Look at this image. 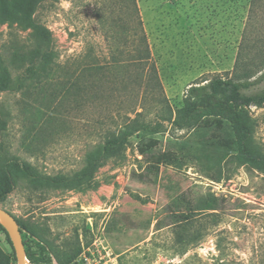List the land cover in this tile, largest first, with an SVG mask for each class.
I'll list each match as a JSON object with an SVG mask.
<instances>
[{"label": "rangeland", "instance_id": "374dc122", "mask_svg": "<svg viewBox=\"0 0 264 264\" xmlns=\"http://www.w3.org/2000/svg\"><path fill=\"white\" fill-rule=\"evenodd\" d=\"M32 22L52 52L26 70ZM248 26L257 62L264 0H2L0 162L44 176L12 166L0 204L28 226V264H76L82 241L104 246L105 264H264V106L245 109L241 128L186 100L193 84L234 77ZM127 130L93 169L99 146ZM0 264H18L1 230Z\"/></svg>", "mask_w": 264, "mask_h": 264}, {"label": "trees", "instance_id": "16d2710c", "mask_svg": "<svg viewBox=\"0 0 264 264\" xmlns=\"http://www.w3.org/2000/svg\"><path fill=\"white\" fill-rule=\"evenodd\" d=\"M1 4L2 0H0V12ZM135 8L138 11V8ZM137 14L140 20V15L139 13ZM30 26L34 30L37 49L36 55L29 57L28 65H25L26 70H31V68L35 66L46 65L47 61L51 59L50 55L52 52L51 46H49L48 40L46 41L44 36V34H48L46 27L37 22H32ZM249 32L248 26L236 58L234 77L224 78L215 76L204 83L193 84L188 87L186 100L192 104L190 107L191 111L200 108H220L229 112L234 122L242 128L243 111L248 109L251 105L257 107L264 106V88H258V84L264 81V57L257 62L252 58L254 57L252 56L254 48L249 41ZM256 46L257 45H255V50ZM256 52L257 55L264 53V49H258ZM55 53H57V51L54 49V56ZM139 54L143 55L144 53ZM26 79L27 76L24 75L18 77V85L22 86ZM130 135L131 131L127 130L114 133L108 137L92 156L93 169H97L103 160L113 157L116 153L124 149ZM156 143V141H149L146 147L140 146V152L142 154L145 153L147 148L155 146ZM12 166L20 169L23 174L27 175L33 181H39L44 178L31 163L23 161L19 157L5 156L4 160L0 162V204L14 186L12 182ZM17 221L23 233L28 226L19 219H17ZM0 230L7 233L1 223ZM30 230L34 229L30 228ZM23 240L26 247L27 258L32 262L34 259L33 253L28 247L25 238H23ZM81 249V245L78 244L74 251L67 257V261H73L79 255Z\"/></svg>", "mask_w": 264, "mask_h": 264}, {"label": "water", "instance_id": "95a60500", "mask_svg": "<svg viewBox=\"0 0 264 264\" xmlns=\"http://www.w3.org/2000/svg\"><path fill=\"white\" fill-rule=\"evenodd\" d=\"M0 216L3 219V221H0V223L6 229L13 243L18 264H28L26 247L16 217L2 205H0Z\"/></svg>", "mask_w": 264, "mask_h": 264}, {"label": "built area", "instance_id": "2783aa9c", "mask_svg": "<svg viewBox=\"0 0 264 264\" xmlns=\"http://www.w3.org/2000/svg\"><path fill=\"white\" fill-rule=\"evenodd\" d=\"M253 108L254 106L251 105ZM96 242L93 244L95 245ZM91 246L85 241L81 242L82 246V251L79 253V255L76 257L74 262L76 264H91L94 262V264H105L106 263V256L108 255V251L105 250V247L102 246L96 247V246Z\"/></svg>", "mask_w": 264, "mask_h": 264}, {"label": "bare ground", "instance_id": "6f19581e", "mask_svg": "<svg viewBox=\"0 0 264 264\" xmlns=\"http://www.w3.org/2000/svg\"><path fill=\"white\" fill-rule=\"evenodd\" d=\"M0 221H3L2 217L0 216Z\"/></svg>", "mask_w": 264, "mask_h": 264}]
</instances>
